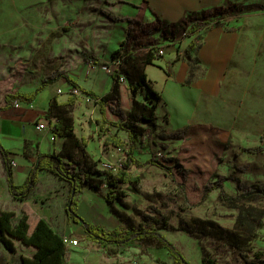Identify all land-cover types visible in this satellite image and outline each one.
Returning a JSON list of instances; mask_svg holds the SVG:
<instances>
[{"label": "rangeland", "instance_id": "1", "mask_svg": "<svg viewBox=\"0 0 264 264\" xmlns=\"http://www.w3.org/2000/svg\"><path fill=\"white\" fill-rule=\"evenodd\" d=\"M137 1L139 0H0V106L4 104L5 94L30 92L56 69L67 70L71 76L82 79L80 74L84 69V55L95 59L97 56L103 57L106 52L104 46L110 41L111 30L114 29L102 13H121L127 7L122 6L123 4ZM256 3L257 0H246L243 4H236L227 20L232 25L228 22L224 27L233 29L238 25L236 28L241 29L247 43L245 48L252 52L253 58L258 59V70L251 71L250 77L247 65L255 67L257 63L253 59L248 62L246 56L242 55L241 62L247 69L236 71L235 77L223 84V91L217 99H208L209 101L202 103L203 109L196 111L189 124L191 129L186 130L182 138H173L175 130L169 129L160 118L163 113L159 107L156 111L158 125L160 123L158 131L150 130L136 146L135 159L144 166L134 167L132 173L140 176L141 180L135 188L121 186L126 193L129 209L116 205L118 210L131 215V218L134 209L144 210L150 205L159 207L170 225V229L161 231V234L180 250L189 264H202L203 258L213 260L214 264L241 262V251L232 250L211 237L195 239L178 230L181 219L211 220L227 229L237 230L240 227L236 205L248 208L253 222L261 223V228L255 229L258 236L251 245L256 250H264V217L260 216L261 213L264 215V3ZM229 6L232 3L228 1L222 5L225 8ZM192 18L194 16L189 19ZM234 21L236 24L233 27ZM175 33L180 42L188 38L181 30ZM97 44L101 50L95 52L94 46L97 47ZM185 46L180 45L181 49H185ZM69 86L68 83L63 87L55 82L37 97L35 103L17 104L13 109L15 112L9 110L2 113V127L6 118L27 119L28 113L32 114L22 124L29 130L19 142L0 134V141L10 151L12 161L16 163L15 155L20 154L23 148L25 155L31 154L27 160L31 162L38 151L31 136L33 134L35 141H38L42 131L35 127L46 126L48 123L45 117L52 96L48 100L47 98L49 95L59 97L60 90L67 95L65 90ZM123 88L121 87V106L124 110H129L132 100ZM71 94L78 101L71 112L73 118L78 121L87 118L95 121L99 118L98 108L91 100L80 93L74 94L72 89L68 95ZM137 98L141 100V96ZM106 115L109 120L117 121L109 112ZM119 135L124 139L123 150L103 148L100 142L98 144L94 140L89 149L92 159L97 163L107 162L115 166L121 164L126 157L128 140L125 133L120 132ZM49 136L48 134L44 141L45 150L51 144ZM168 136L171 137L166 138ZM157 153L163 155L157 160L169 170L146 164L149 159L155 160L154 155ZM165 160L171 162L165 163ZM18 178L19 175L14 173V183L17 185ZM38 178V183L34 186L36 188L31 191L27 202L16 200L8 193L0 158V209L20 213L25 204L38 217L51 218L60 234L72 232L80 247L89 243L88 247L92 248V252L85 255L86 262L172 264L167 250L155 245L135 243L123 248L112 247L105 252L87 242L83 230L66 221L64 208L68 185L46 172L39 173ZM217 178L225 180L224 194L233 197V202L223 200L219 190L212 191L205 201H200L205 187L209 182L217 181ZM177 187L182 188V191ZM59 192L65 194L62 199L55 197ZM43 193L52 195L51 201L45 200L46 207L35 203V196ZM77 202L78 209L85 214L91 213L99 219L110 217L111 212L102 197L88 188H84L77 196ZM134 219L137 221L138 218ZM124 225L126 228L127 224Z\"/></svg>", "mask_w": 264, "mask_h": 264}, {"label": "trees", "instance_id": "2", "mask_svg": "<svg viewBox=\"0 0 264 264\" xmlns=\"http://www.w3.org/2000/svg\"><path fill=\"white\" fill-rule=\"evenodd\" d=\"M233 7L235 5L226 8L219 6L210 11L189 13L174 24L162 21L160 23L158 20L147 23L103 13L112 22L125 21L127 23L125 38L111 53V63L106 66L111 69L109 75L112 79V86L107 94L98 96L92 91L85 90L66 71L60 69L45 76L31 93L5 94L0 113L19 103L27 105L33 103L46 87L64 79L72 87V91L75 90L86 96L97 106L99 118L95 122L99 128L98 138L103 148L112 147L123 150L125 143L119 137L120 132L125 133L128 140L126 157L117 171L111 173L99 170L98 163L86 150L88 140L79 139L74 133L71 112L77 103L76 98L71 94L66 102L60 103L57 97H53L49 102L45 118L53 137L64 140L62 151L58 154L38 153L28 178L22 185L14 183L11 153L0 141V158L10 196L23 202L33 190L39 173L52 174L68 185L69 195L65 206L67 218L81 227L88 242L97 245L105 252L112 247L123 248L135 243L155 245L167 250L172 264H189L180 250L161 234V231L169 230L170 225L168 218L159 207L150 205L144 210L134 209L131 218V215L118 210L116 205L129 209L126 193L121 186L129 185L135 188L140 182L141 177L132 173L134 167L144 166L135 159L136 146L144 140L147 130L155 131L159 127L156 110L161 98L152 89L145 74V68L160 59L158 51L162 42L153 39V35L161 34L166 40L175 39L177 30L183 31V34L187 36L196 35L184 52L190 58V54L199 48L203 38L197 33L208 28H224L229 22L227 21L228 16ZM192 16L194 18L189 19ZM120 79H123V83ZM121 87H124L132 100V107L129 110H124L121 106ZM138 96H141V100L137 98ZM107 112L116 117L117 121L109 120ZM186 130H188L187 127L176 130L173 138H182ZM257 150L253 151L258 152ZM164 162L171 161L165 160ZM146 164L169 170L157 159H149ZM224 183L225 180L219 178L217 181L209 182L201 193L200 201H205L212 191L219 190L223 200L233 202V197L224 194ZM84 188L99 194L111 214L119 220L123 227L109 230L102 225L85 221L77 212V196ZM177 189L182 191V188L177 187ZM185 203L187 204V201ZM236 208L239 211L237 221L240 227L237 230L227 229L211 220L200 219H181L178 230L195 239L208 236L226 244L232 250L241 251L239 264H264V250H256L251 245V242L258 236L255 229L261 228L262 225L259 222H253L254 219L248 208L243 205H236ZM260 216L263 218V213ZM134 217L138 218L137 221ZM124 224H127L126 228ZM15 241L35 249L31 257L21 258V264H65L67 249L62 237L25 204L19 216L14 211L0 209V243L7 251L13 252ZM202 264H214V261L203 258Z\"/></svg>", "mask_w": 264, "mask_h": 264}, {"label": "crops", "instance_id": "3", "mask_svg": "<svg viewBox=\"0 0 264 264\" xmlns=\"http://www.w3.org/2000/svg\"><path fill=\"white\" fill-rule=\"evenodd\" d=\"M225 1L232 3V5H236L243 4L246 0H139L137 2L123 4L122 6L126 5L127 7L125 10H122L121 13H113L112 11L107 12L122 19H134L147 23H153L158 20L160 21V23L165 22L168 24H174L180 21L182 18H184L185 15L189 13H201L203 11H210L216 7L224 5ZM261 3H264V0H257L256 4ZM107 21L114 29L111 30L110 41L107 42L106 46H104L106 52L103 53V57L97 56V58L95 59V57H89L87 54L84 55L82 60V67L84 69L83 73L80 74L82 76V79L71 76L69 71L64 70L71 78H73L78 83L80 87L84 88L85 90L92 91L98 96L107 94L111 89L112 79L110 75L105 71V67L107 65H110L111 63V53L115 51L124 40L125 30L127 27L125 21L116 23L112 22L109 19ZM229 23L231 24L232 22L229 21ZM118 24L119 26H117ZM235 24L236 22L234 21L233 27ZM236 27H238V25H236L233 29H228L225 27H215L200 30L197 34H201L203 38L200 42L199 48L195 52H192L190 54V58H188L186 54H184V52L187 50L189 44L194 40L196 35L187 36L188 38L182 40L181 42L177 39V37L172 40H166L162 38L161 34L156 33L155 35H153V39L162 42L159 50L163 52V55L160 56V59L157 60L153 65H148L145 68V74L147 79L151 83L152 89L161 98L157 110L159 107L161 108L163 114L160 118L164 120L165 125L169 129H173L175 131L185 127H187L188 130L191 129V126H189V124L192 123L196 111L198 109H203V107L201 106L202 103L205 101H209L208 99H217L223 91V84L226 81L229 82L232 78H234L236 71L240 69H247V67H245L241 62L242 55L246 56L248 62L253 59L257 63V66L255 67L249 64L247 65L249 68V73L251 71L254 72L258 70V59L253 58L252 52L247 51V49L245 48L247 43L243 39L242 31H240L241 29L237 30ZM183 44L186 45L185 49H181ZM96 46L97 47L94 46V51H100V45L97 44ZM89 58H93L94 60L91 61L89 60ZM250 77H252L251 73ZM58 82L63 87H65V84L67 83L64 79H61ZM48 87H46L45 89H47ZM45 89L43 91H45ZM71 89L72 87L69 86L68 89L65 90L67 95H65V93L60 90L59 97L49 95L47 100L52 96V98L57 97V100H59L58 102L60 103L66 102L67 99L71 96L68 95ZM33 90L27 93H31L33 92ZM124 91L126 90L124 89ZM63 94L64 97H62ZM37 97L35 98L33 103H35ZM14 107L9 110L15 112L13 111ZM9 110L0 113V134L11 137L13 138L12 140H16L19 142V139L23 136V134H27L29 130L24 128V125L22 124H24V121L27 122L31 118L32 114L27 112L29 114V118L27 119H24V117L8 119L6 118L5 122L3 123L4 126L2 127V113L4 114ZM157 118L159 119V117ZM95 121L89 118L78 121L75 117L73 118L75 136L79 139L85 138L88 140L86 150L89 155H91L89 151L91 143L94 140H96V143L98 144L99 142L101 143V140L98 138L99 128ZM46 127L47 128L43 130L42 133H40V135L38 136V141H35L34 138L36 137H34L33 134V137L31 136V141L34 142L33 144L36 145L38 149L31 162H27L31 154L27 153L25 155L23 152V148L20 154L15 155L16 163L13 161L15 163V167L13 168V178L14 173L19 175L17 182L18 185H22L27 180L29 172L33 167L35 157L38 153L58 154L62 151L64 140L60 138H54V141H51L52 133L50 131L49 123H47ZM158 129L155 130V132H157ZM149 132L150 131L147 130L146 135L149 134ZM48 134L50 135L49 140L51 144L49 145L47 150H45L44 141L47 140ZM122 140L124 141V139ZM26 156H28V158H26ZM37 183L38 181L36 182V184ZM68 195L69 192L67 194V198ZM51 196V194L46 193L37 195L35 196V203H40V206L43 207L45 206V200L51 201ZM64 196L65 194L63 192H59L55 197L58 199H62V197ZM29 197H31V193L27 198H25L23 202H27ZM65 201L67 202V200ZM78 206V214L85 221L87 220V222H95L96 224L105 225L111 229L123 227L119 220L111 214L109 215V218L99 219L98 217L96 218L92 216L91 213L86 212L85 214V212H82L78 209ZM19 214L20 213H17V216H19ZM41 218L45 222H47L52 230L59 234L62 238L70 237L71 239H74L72 236V232L70 231H67L64 234H60L56 230L57 226L52 224L51 218ZM66 221L68 224L71 223V221L68 220L67 215ZM73 224L74 226L78 225L75 223ZM14 244L15 250L13 252H10L7 251L0 243V264H21L22 257H31L35 253V249L32 247L24 246L18 241H15ZM88 246L89 243L85 247H80L79 244L76 247H67L65 264H99L85 261V255L92 252V248ZM9 254H12L13 256L10 257ZM133 263L135 264L136 262Z\"/></svg>", "mask_w": 264, "mask_h": 264}, {"label": "built area", "instance_id": "4", "mask_svg": "<svg viewBox=\"0 0 264 264\" xmlns=\"http://www.w3.org/2000/svg\"><path fill=\"white\" fill-rule=\"evenodd\" d=\"M158 55L162 56L163 55V52L161 50L158 51ZM105 71L110 74L111 72V69L110 67H105ZM120 81L123 83V79H120ZM74 94H77L78 92L73 90L72 91ZM47 127L44 126V125H39V126H36L35 129L38 130V131H43L45 130ZM51 141H54V137L53 135L51 136ZM155 159H160L163 157V155L161 153H157L154 155ZM12 167L14 168L15 167V163L12 161ZM120 167V164L118 166H115V165H112L110 163H107V162H100L98 163V169L101 170V171H106V172H111V173H115L117 171V169ZM62 241H63V244L65 245V247H76L78 246V242L77 240L75 239H71L70 237H63L62 238Z\"/></svg>", "mask_w": 264, "mask_h": 264}]
</instances>
